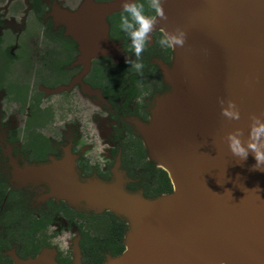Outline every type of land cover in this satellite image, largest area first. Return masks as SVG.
I'll list each match as a JSON object with an SVG mask.
<instances>
[{"label":"water","instance_id":"water-1","mask_svg":"<svg viewBox=\"0 0 264 264\" xmlns=\"http://www.w3.org/2000/svg\"><path fill=\"white\" fill-rule=\"evenodd\" d=\"M163 7L168 19L154 30L183 29L186 43L169 49L167 64L154 61L167 90L152 99L147 121L132 125L170 191L153 198L126 191L119 171L107 182L78 179L64 161L33 168L30 181L68 206L122 219V251L101 264H264V171L251 170V152L234 157L223 139L235 127L246 139L249 113L264 111V0H163ZM119 11L122 0H86L71 15L98 38L95 55L120 58L119 44L105 40V18ZM220 98L237 103L240 121L220 115ZM71 259L80 264L76 245ZM18 264L56 263L44 249Z\"/></svg>","mask_w":264,"mask_h":264},{"label":"flooded vegetation","instance_id":"flooded-vegetation-1","mask_svg":"<svg viewBox=\"0 0 264 264\" xmlns=\"http://www.w3.org/2000/svg\"><path fill=\"white\" fill-rule=\"evenodd\" d=\"M85 1L0 0V264L34 259L44 249L56 264H71L74 245L82 264L84 232L111 234L109 220L91 225L83 215L92 212L47 196L45 183L30 181L33 168L64 161L78 179L106 182L119 171L124 189L141 194L146 182L133 168L132 121L146 122L152 99L166 90L154 61L167 64L170 54L166 62L153 54L154 30L147 46L154 69L136 73L114 36L112 13L105 40L117 42L121 56L95 55L93 30L71 17Z\"/></svg>","mask_w":264,"mask_h":264},{"label":"clouds","instance_id":"clouds-1","mask_svg":"<svg viewBox=\"0 0 264 264\" xmlns=\"http://www.w3.org/2000/svg\"><path fill=\"white\" fill-rule=\"evenodd\" d=\"M153 13L149 15L148 13ZM168 17L163 7V0H146L145 3L134 0H122V12L119 19V28L130 40V51L135 59L125 57V63L138 74H143L144 64L140 57L151 41V34L158 21H167ZM158 44L162 49H175L184 47L186 33L177 28L174 32L163 31ZM220 115L227 121H240L241 111L234 100L220 98ZM247 138L244 139L245 130L235 127L228 131L223 139L227 143L230 153L240 161L247 160L249 153L254 155L256 163L251 170L264 171V111L249 113ZM259 191V189H256ZM226 264V262H221Z\"/></svg>","mask_w":264,"mask_h":264},{"label":"trees","instance_id":"trees-1","mask_svg":"<svg viewBox=\"0 0 264 264\" xmlns=\"http://www.w3.org/2000/svg\"><path fill=\"white\" fill-rule=\"evenodd\" d=\"M134 2L145 3L146 0H135ZM121 12L122 11L113 13L115 22L113 25L114 36L116 39H122L123 51L129 57L135 59L133 53L130 51V40L128 36L119 28ZM148 14L151 15L152 13L149 12ZM161 37L162 35L160 33L156 35L157 43ZM155 52L156 51H153V54L163 62L168 60L170 54L169 49H162L159 46V52L157 51V54H155ZM148 53H151V51L150 48L147 47L139 59L144 66L147 65L154 69V66L147 63L149 58ZM131 143V155L135 159L133 168H139L141 172L143 171V176L146 178V182L142 184L143 196L153 198L168 193L170 191V184L165 173L159 168L154 167L153 164L145 159V151L137 137L133 138ZM83 219L91 225H94L96 222H105L106 220H109L111 222L109 229L111 234H109V236L103 234L102 237L99 238L96 234L89 236L87 232H84L83 238H85L86 241L83 242L84 246L82 247V264H100L103 259L102 252H107L110 256H115L122 251L121 239L125 229V224L122 220L115 218L108 211H103L100 214H84Z\"/></svg>","mask_w":264,"mask_h":264},{"label":"rangeland","instance_id":"rangeland-1","mask_svg":"<svg viewBox=\"0 0 264 264\" xmlns=\"http://www.w3.org/2000/svg\"><path fill=\"white\" fill-rule=\"evenodd\" d=\"M166 90H167V88H166ZM140 192V191H139Z\"/></svg>","mask_w":264,"mask_h":264}]
</instances>
